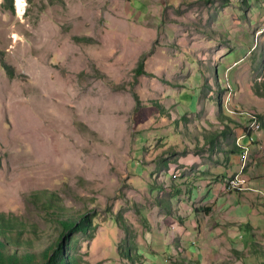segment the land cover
<instances>
[{
    "label": "rangeland",
    "instance_id": "374dc122",
    "mask_svg": "<svg viewBox=\"0 0 264 264\" xmlns=\"http://www.w3.org/2000/svg\"><path fill=\"white\" fill-rule=\"evenodd\" d=\"M16 1L0 0V212L26 225L34 253L41 256L59 234L56 219L34 200L50 193L70 214L96 216L94 239L74 236L78 264H129L119 253L126 234L117 214L142 264H190L198 257L200 264L258 263L251 253L238 260L216 229L201 227L190 238L179 216L164 223L169 227L161 224L170 217L157 199L169 197L157 182L165 175L155 169L170 146L184 149L195 138L202 145L219 131L223 124L209 120L219 119L220 109L230 117L224 104L231 107L234 88L230 69L224 75L225 56L246 54L244 67L250 61L252 70H264V0H24L23 15ZM197 73L202 108L188 113L195 94L181 80ZM209 104L218 105L216 114ZM256 200L264 218V197ZM254 240L264 245L263 235L254 238L245 227L232 233L246 251ZM171 244L181 256L171 254Z\"/></svg>",
    "mask_w": 264,
    "mask_h": 264
},
{
    "label": "crops",
    "instance_id": "0c3cea01",
    "mask_svg": "<svg viewBox=\"0 0 264 264\" xmlns=\"http://www.w3.org/2000/svg\"><path fill=\"white\" fill-rule=\"evenodd\" d=\"M244 55L246 54L242 56ZM242 56L236 57V54L231 52L222 61L226 65L224 75L230 69L229 78L234 88V105L239 110L237 113L233 112L232 102L229 109L224 104V111L226 109L227 115L232 117V121L237 124L232 127V132L235 133L233 136L241 151L232 153L229 140L223 138L220 139V144H222L214 149L208 145L204 147V143L198 145L197 141L193 144L186 142L184 149L182 147L184 151L178 148V158H175L176 161L173 160L175 166L171 167L170 164L169 175L165 176L163 180L161 179L165 184L167 183L165 193L168 195L171 204V211H167L170 218H162L161 224L168 220L171 221V224L172 220L176 221L177 216H179V227L186 226L192 229L190 238H196L197 234L200 236L201 227L216 229L215 234L228 238V242H223L227 243L229 249L245 254L242 257L235 256L238 260L246 259L247 253H251L253 259L262 263L264 257L259 255V251L264 250V245L258 244L256 243L257 240H254L250 242V250L246 251L247 248L243 245L232 241V233L241 230L243 227L250 229L254 238L259 234L264 236V224H262L264 218L261 217L262 213L257 210L259 204L256 200L257 195L264 197V70L259 69V65L252 70L250 61L245 63L250 67H244ZM216 78L218 79L217 76ZM202 79V74L197 73L192 81L181 80L183 83L181 85L193 88L192 91L195 94L192 102L186 107L191 108L188 113H198L202 108L200 103L203 90ZM215 83L214 80L213 82L208 81L206 90L210 91V95L213 94L210 86L213 89ZM230 95L233 101L232 87ZM208 107L213 109L214 114L217 113L218 105L217 108L212 104H209ZM237 116L241 117L239 122L234 119ZM253 117H256L257 121L259 120V126L254 131L247 132L249 124L245 118L250 119V123ZM209 121L216 124L218 119L214 116V119ZM250 139L255 140L250 141ZM246 145L250 148L248 152ZM173 170L176 173H173ZM171 175L175 176L177 180L169 181ZM236 176L246 181L248 191L234 193L226 191V182L228 183ZM174 207L177 209L175 210ZM198 208H210L211 211L209 213L200 212L196 215L195 209ZM164 226L169 227L168 224H164ZM254 243L261 245V248L260 246H258L259 250L255 248ZM192 244L195 245V241ZM169 247H171V254L183 252L180 249L176 251L172 244ZM194 260L200 264L202 259L198 257Z\"/></svg>",
    "mask_w": 264,
    "mask_h": 264
},
{
    "label": "trees",
    "instance_id": "16d2710c",
    "mask_svg": "<svg viewBox=\"0 0 264 264\" xmlns=\"http://www.w3.org/2000/svg\"><path fill=\"white\" fill-rule=\"evenodd\" d=\"M9 7L14 11L12 2ZM74 40L77 43L93 42L88 38L75 37ZM143 67L144 59L140 62L137 69L138 75L143 74ZM221 98L222 96L220 93L218 98L219 102H221ZM219 112L220 114L218 116V121L223 124L221 126H224L225 130H223L220 126L219 131H215L214 133L205 135V138L207 140H205L204 143H207L206 145L210 146L211 149H214L219 146L221 138L227 139L229 140L231 152H240L241 150L237 147L236 144L237 141H235L234 137H232V127L224 122L225 120L233 122L232 119L226 116L223 113L222 109H220ZM183 120H187V117H183ZM195 141H197V138H195ZM178 148L179 147L177 145L170 146L162 153V159L155 169V171L159 172L161 176H163L162 174L168 176L170 171V164L176 161L175 159L174 161L173 159H166L165 155H178ZM158 180V186H162V190L166 192V189L164 188L166 186L165 183L161 180V178H158ZM34 200L38 202V207H40V209L44 211L46 217L49 220H52L51 217H54L56 221H58H52V223L56 226V231L59 232L55 242L50 245L49 249L43 251L41 253V256H38L36 253H34L33 249L34 239L31 237L27 239L24 238V233L27 230L26 225L21 223L17 217L0 212V264H78V258L74 255L77 249V240L74 236L80 234L87 239H94V234L97 230L96 216H93V214L89 215V213L83 215L70 214L67 209L60 203L59 198L56 194L46 193L45 198L40 202L38 201V199ZM157 203L164 210L171 211V204L169 199L162 200V198H158ZM210 211V208L195 209L196 215H198L200 212L209 213ZM115 223L126 234V237L123 239L121 245L118 246L120 256L123 259L127 260L129 264H137V262L139 261L142 264L143 256L138 253L137 247L133 243V238H131L130 236L128 223H126L124 217L121 214H117ZM30 232L35 239L40 238L37 235L38 231L36 229H32ZM254 245L255 248H257L258 246H260L261 248V245H258L256 243H254ZM232 252L236 257L245 256L244 253H240L236 250H233ZM181 255L182 254L179 252L177 257ZM259 255H261V257H264L263 249L259 251ZM180 264L185 263L181 262ZM190 264H199V262L192 261ZM258 264H264V262Z\"/></svg>",
    "mask_w": 264,
    "mask_h": 264
},
{
    "label": "bare ground",
    "instance_id": "6f19581e",
    "mask_svg": "<svg viewBox=\"0 0 264 264\" xmlns=\"http://www.w3.org/2000/svg\"><path fill=\"white\" fill-rule=\"evenodd\" d=\"M16 7H17L19 14L23 15L25 8H26L25 1L24 0H17L16 1ZM258 122H259V120L257 121L256 117H253L252 122H250L251 123L250 124L251 130L256 129L259 126ZM239 184H242V185L236 186V189H233L235 185H239ZM228 185L230 186L231 191L241 192V191H246V190L248 191L249 190L248 187H245L246 181L241 179V177H239V176H236L235 178L231 179L228 182Z\"/></svg>",
    "mask_w": 264,
    "mask_h": 264
},
{
    "label": "built area",
    "instance_id": "2783aa9c",
    "mask_svg": "<svg viewBox=\"0 0 264 264\" xmlns=\"http://www.w3.org/2000/svg\"><path fill=\"white\" fill-rule=\"evenodd\" d=\"M239 110H237L236 108H235V105H234V93H233V112H238ZM245 121L248 123V124H250L249 123V119H247V118H245ZM255 139H250V141H254ZM247 146V152L250 150V148H249V146L248 145H246ZM242 163H243V160H242ZM244 164V163H243ZM242 184H239V185H235L234 186V188L233 189H236V186H241ZM226 189V188H225ZM230 189H226V191L228 192Z\"/></svg>",
    "mask_w": 264,
    "mask_h": 264
}]
</instances>
